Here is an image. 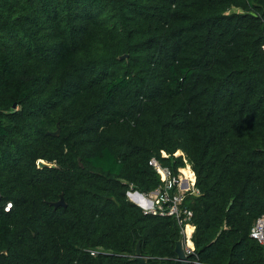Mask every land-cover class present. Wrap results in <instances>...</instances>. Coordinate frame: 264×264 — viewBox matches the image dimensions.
<instances>
[{
    "label": "trees",
    "instance_id": "1",
    "mask_svg": "<svg viewBox=\"0 0 264 264\" xmlns=\"http://www.w3.org/2000/svg\"><path fill=\"white\" fill-rule=\"evenodd\" d=\"M179 151L199 260L262 264L264 0H0V264H178L126 194Z\"/></svg>",
    "mask_w": 264,
    "mask_h": 264
},
{
    "label": "built area",
    "instance_id": "2",
    "mask_svg": "<svg viewBox=\"0 0 264 264\" xmlns=\"http://www.w3.org/2000/svg\"><path fill=\"white\" fill-rule=\"evenodd\" d=\"M161 154L162 157H167L164 152ZM174 156H181L184 163L176 171L163 166L156 158L150 159L149 165L159 175L161 182L157 189L149 193H140L131 188L126 195L128 200L142 209L145 214L172 217L179 227V241L188 262L190 264H204L199 260L194 250L192 236L195 227L191 223L192 212L183 205L187 195L198 193L195 187V174L182 152L179 151ZM10 206L11 204L8 203L5 210L8 211ZM189 227L191 230L188 232ZM249 236L264 250V217H259L253 222ZM262 264H264V260Z\"/></svg>",
    "mask_w": 264,
    "mask_h": 264
},
{
    "label": "water",
    "instance_id": "3",
    "mask_svg": "<svg viewBox=\"0 0 264 264\" xmlns=\"http://www.w3.org/2000/svg\"><path fill=\"white\" fill-rule=\"evenodd\" d=\"M125 57L126 56H122L120 58H125ZM50 134L51 135H57V133H50ZM38 165H39V167L46 166V165H43V162H41V161H39ZM50 205H52L53 207L57 208V207H60V206L65 207L66 203H65V201L63 199V196L61 195L58 201L51 202ZM174 252L176 254V260H177L178 264H190L188 262V260L186 259V257L184 256V253H183L182 248H181L180 241H178L176 243ZM136 260L138 261L139 264H147L146 260L140 255V251H139V246L138 245L136 247Z\"/></svg>",
    "mask_w": 264,
    "mask_h": 264
},
{
    "label": "rangeland",
    "instance_id": "4",
    "mask_svg": "<svg viewBox=\"0 0 264 264\" xmlns=\"http://www.w3.org/2000/svg\"><path fill=\"white\" fill-rule=\"evenodd\" d=\"M181 152V151H180ZM187 160V159H186ZM42 162V161H41ZM39 163V162H38ZM43 165H48L47 163L43 162ZM39 166V165H38Z\"/></svg>",
    "mask_w": 264,
    "mask_h": 264
},
{
    "label": "bare ground",
    "instance_id": "5",
    "mask_svg": "<svg viewBox=\"0 0 264 264\" xmlns=\"http://www.w3.org/2000/svg\"><path fill=\"white\" fill-rule=\"evenodd\" d=\"M191 229H190V227L188 228V232L190 231Z\"/></svg>",
    "mask_w": 264,
    "mask_h": 264
}]
</instances>
